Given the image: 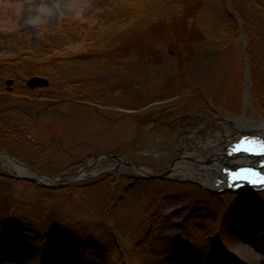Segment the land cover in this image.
Instances as JSON below:
<instances>
[{
	"label": "rangeland",
	"instance_id": "374dc122",
	"mask_svg": "<svg viewBox=\"0 0 264 264\" xmlns=\"http://www.w3.org/2000/svg\"><path fill=\"white\" fill-rule=\"evenodd\" d=\"M113 1L0 0V56L19 45L16 39L38 45L63 23L79 38L100 23L122 29L118 43L98 51L78 41L52 60H23L13 76H0V124L17 131L0 138V150L34 175L65 172L57 185H42L1 157L0 209L15 204L23 218L18 229L37 236V245L34 215L47 226L50 215L92 233L110 255L90 261L69 254L63 262L40 246L33 251L0 237V264H264V212L235 201L218 206L214 197L230 193L202 183L212 161L200 158L218 135L242 133L232 128L235 118L264 123V100L252 97L251 77L264 57V19L253 20L249 40L238 12L252 15L251 5L223 0L236 16L223 20V45L204 34V21L218 27L217 0H190L182 11L157 14L148 11L151 0H117L124 7ZM39 65L45 74L26 73ZM32 75L49 85L31 89Z\"/></svg>",
	"mask_w": 264,
	"mask_h": 264
},
{
	"label": "trees",
	"instance_id": "16d2710c",
	"mask_svg": "<svg viewBox=\"0 0 264 264\" xmlns=\"http://www.w3.org/2000/svg\"><path fill=\"white\" fill-rule=\"evenodd\" d=\"M187 1L190 0H151L150 2V8L148 11H153L154 14H157V12L160 10L163 11H182L184 10ZM216 1V0H215ZM215 2L214 11L216 13V17H213L212 19L214 21H217L218 27L214 24V27H209L207 21H204V28L207 31H204V34L207 36H210L214 38L217 42L220 44H225L226 42V36L225 34L220 30L222 23H224L223 20L228 22H236L234 21V18L236 17L234 12L227 11L225 2L223 3V0H217ZM251 5V14L248 15L246 13H242L241 11L238 12L240 16H242L244 25L243 27V34L250 40L251 34L249 33V29L251 28V23L253 20L260 22L258 19H264V0H246ZM179 2L182 3L181 6H179ZM113 5L122 4L121 1H113ZM124 7V5L122 4ZM223 6V11H222ZM224 8L226 12H224ZM259 13L258 16H254L253 11ZM124 12V11H123ZM168 15V14H167ZM170 16V14H169ZM198 15H193V17H198ZM259 24V23H258ZM238 31L240 30L237 23ZM118 25L110 24L109 22H106L105 24L100 23L99 25L96 24V28H89V30L86 32V36H83L81 34V38H79V32H76V29H70V26H67V24L63 23L60 28L56 31L54 35L45 34L43 35L42 40L38 43V45L34 46H28L25 44H22L19 39L12 37L13 40L16 39V43L19 45H15L13 49L10 51L9 54L5 56H0V76H13L15 73H17V70L21 67V62L23 60H29L34 62H41L46 61L49 59H53V56L55 53H60L63 51L64 47H67L75 42L78 41H86V43H92L91 46H88L91 52H95L101 49V47H104L106 43L113 42L118 43L119 37H121L120 32H122V29H119L117 27ZM225 26V25H224ZM70 27V28H69ZM234 30H236V27H233ZM75 31V33H71V31ZM237 31V30H236ZM237 31V33H238ZM90 33V36L88 37L87 34ZM111 39V40H110ZM264 55V54H263ZM262 63L258 62L257 64H254V70L251 71V77H252V97L254 99H257L260 103L264 100V91L261 89L260 84L264 83V73H260L261 68L264 69V57L262 58ZM260 64V65H259ZM263 66V67H262ZM28 73H39V74H45V69L42 68L40 65L33 66V68L26 72ZM0 77V78H1ZM12 126H7L6 123L0 124V138L4 137L5 135H9V133L17 134V131L9 130ZM6 137V136H5ZM4 137V138H5ZM11 154H13L16 157H19L16 153L10 151ZM16 154V155H15ZM20 158V157H19ZM22 158V157H21ZM104 177V176H103ZM103 179L102 177L99 178V180H94L93 183H97ZM102 181V180H101ZM92 183V184H93ZM119 183H123V181H119ZM120 186V185H119ZM118 186V188H120ZM117 188V190H118ZM112 192V191H111ZM113 193V192H112ZM198 197L201 196V192L197 191ZM112 199V198H110ZM108 201L114 205L118 200H110ZM213 201H215L218 206H225L227 203L230 202H240L244 205L246 204H252L255 206V208L258 210V212H264V191L263 192H251V191H245L241 192L238 195H235L233 193H230V195L227 196H215ZM217 206V207H218ZM22 213L20 212V209L15 206V204H12L10 206L7 205L6 208L0 209V237H3L5 241H21L28 243L27 246L31 247L33 251H36L38 246L41 247L43 251H47L51 253L54 256H58L59 259H65L69 254H76L78 256H81L87 260H102V257L105 255H110L107 253H110V249L106 248L101 240L98 238H94L93 234L87 233V232H76L74 230H71V226L64 225L62 221H55L56 217L52 216H44L45 218L51 219V223L49 226H47L46 219H43V217H37L34 215V224L36 228H38V231L40 233V243L41 245H37L35 242V239H37V236H30L27 233L21 232L18 227L20 226L21 222L23 221ZM37 215V214H36ZM43 216V215H42ZM59 220V219H58ZM16 224V225H15ZM112 243V242H111ZM104 246V247H103ZM110 246V245H108ZM103 247V248H102ZM149 249H147L148 251ZM102 251H105L104 253ZM46 255V252H45ZM64 256V257H63ZM66 256V257H65ZM64 262V260H63Z\"/></svg>",
	"mask_w": 264,
	"mask_h": 264
},
{
	"label": "bare ground",
	"instance_id": "6f19581e",
	"mask_svg": "<svg viewBox=\"0 0 264 264\" xmlns=\"http://www.w3.org/2000/svg\"><path fill=\"white\" fill-rule=\"evenodd\" d=\"M56 1L62 4L66 3V0H56ZM232 125H233L232 128L238 127L240 130H245V131L250 130L251 132L258 131L261 135L264 136V123H262L259 127H256L253 123H251V121L245 115L235 118ZM236 133H237L236 131L235 132L226 131L223 134L218 135V137H216L214 140L207 143L208 145H204L208 149L207 156L200 157V154L193 153L197 157H200V158L206 157V158H209L208 160L212 161L211 164H208V166L205 167L204 179L203 178L201 179L203 181L202 183H204L207 187H210L213 189L224 187V185H226V181H224V183L220 182L221 179L223 180L224 178L221 172V168L224 166V164L226 165V164L235 163L236 160L245 158V156L243 155L229 157L226 153L227 148L225 147L227 145H224V144L228 142L230 139H234L235 137L234 135ZM205 147L203 150H205ZM3 156L6 158V163L9 164L11 168L18 174H24L26 176L34 175V172L30 173V171L26 170V167L19 164L15 160L11 159L9 156L3 154L2 151L0 150V158ZM134 170H136L137 172L145 171L144 168H136ZM82 175L84 174H81V176ZM190 176L194 177V175L193 176L190 175ZM57 177H54V180H53L54 182H58ZM246 248L247 246L244 243H242L241 249L246 251Z\"/></svg>",
	"mask_w": 264,
	"mask_h": 264
},
{
	"label": "water",
	"instance_id": "95a60500",
	"mask_svg": "<svg viewBox=\"0 0 264 264\" xmlns=\"http://www.w3.org/2000/svg\"><path fill=\"white\" fill-rule=\"evenodd\" d=\"M225 5H226V8L229 12L230 9L228 8V5H227V1H225ZM242 34H243V31H242ZM247 43V42H246ZM13 80L12 79H8L7 80V84H12ZM26 84L28 87H30L31 89H35V88H39V87H44V86H48L49 85V79L45 76H42V75H32L30 76L27 81H26ZM9 90H11L12 88L11 87H8ZM3 154L9 156L11 159L15 160L16 162H18L19 164L23 165V166H26V164L24 163H21L20 161H18L17 159H15L14 157H12L11 155L7 154L5 151H2ZM104 154H100V155H97L96 156V161H98ZM110 157V155H108ZM118 157V156H117ZM128 164V163H127ZM130 164V163H129ZM43 177L49 179V181H53L54 180V176H48V175H42ZM158 176V175H157ZM162 175H159V177H161ZM25 179L31 181V182H37L38 184H42V185H48V186H52V185H56L57 183L56 182H44L42 180H40L39 178L37 177H34V176H26L24 177Z\"/></svg>",
	"mask_w": 264,
	"mask_h": 264
},
{
	"label": "snow or ice",
	"instance_id": "6c2138e0",
	"mask_svg": "<svg viewBox=\"0 0 264 264\" xmlns=\"http://www.w3.org/2000/svg\"><path fill=\"white\" fill-rule=\"evenodd\" d=\"M241 143L242 144L249 143V141L245 140V141H242ZM236 150L239 151L241 149L238 147ZM244 150H246V151H254L255 149L249 147V148H246ZM260 151H264V142H262V147L260 148ZM226 171H228V170H226ZM253 176L261 177V173L255 171L253 169H250V168H241L238 172L237 171H232L230 179L233 182L242 178V179H245V180H251L253 183H257V182L264 183V177H261L260 180H255V179H253Z\"/></svg>",
	"mask_w": 264,
	"mask_h": 264
},
{
	"label": "flooded vegetation",
	"instance_id": "af4514ba",
	"mask_svg": "<svg viewBox=\"0 0 264 264\" xmlns=\"http://www.w3.org/2000/svg\"><path fill=\"white\" fill-rule=\"evenodd\" d=\"M12 80H13V79H12ZM13 82H14V81H13ZM13 82H12V83H13Z\"/></svg>",
	"mask_w": 264,
	"mask_h": 264
}]
</instances>
